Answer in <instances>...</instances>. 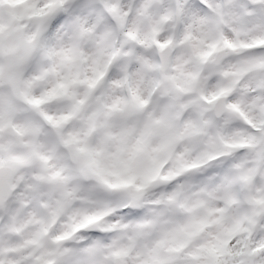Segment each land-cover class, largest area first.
Returning <instances> with one entry per match:
<instances>
[{"label": "snow or ice", "instance_id": "obj_1", "mask_svg": "<svg viewBox=\"0 0 264 264\" xmlns=\"http://www.w3.org/2000/svg\"><path fill=\"white\" fill-rule=\"evenodd\" d=\"M0 264H264V0H0Z\"/></svg>", "mask_w": 264, "mask_h": 264}]
</instances>
